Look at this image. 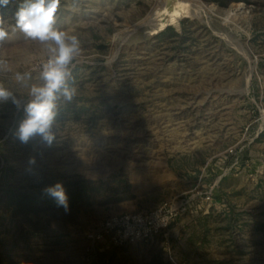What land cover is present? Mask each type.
Wrapping results in <instances>:
<instances>
[{"label": "rangeland", "instance_id": "obj_1", "mask_svg": "<svg viewBox=\"0 0 264 264\" xmlns=\"http://www.w3.org/2000/svg\"><path fill=\"white\" fill-rule=\"evenodd\" d=\"M166 1L60 0L55 27L80 51L51 146L17 137L48 44L16 26L24 0L0 7V86L21 101L0 102V264H264V0H180L205 9L152 34ZM58 182L68 210L12 198ZM172 204L147 242L87 237Z\"/></svg>", "mask_w": 264, "mask_h": 264}, {"label": "clouds", "instance_id": "obj_2", "mask_svg": "<svg viewBox=\"0 0 264 264\" xmlns=\"http://www.w3.org/2000/svg\"><path fill=\"white\" fill-rule=\"evenodd\" d=\"M9 3L10 0H0V7ZM59 7L60 0H24L15 13L16 26L27 38L48 44L50 53L40 73L42 85L31 88L32 99L23 105L25 118L19 125L17 137L24 144L38 136L51 146L55 141L53 126L57 116V101L62 96L66 102H71L76 95V89L70 85V66L80 51V41L77 36L55 27ZM7 36V31L0 27V42ZM10 99L17 107L21 106V101L10 90L0 86V102ZM45 192L56 200L58 206L68 210V197L61 183L47 187Z\"/></svg>", "mask_w": 264, "mask_h": 264}, {"label": "built area", "instance_id": "obj_3", "mask_svg": "<svg viewBox=\"0 0 264 264\" xmlns=\"http://www.w3.org/2000/svg\"><path fill=\"white\" fill-rule=\"evenodd\" d=\"M183 211L180 205H163L150 212L124 214L104 219L87 237L91 240L108 238L114 244L147 242L167 228Z\"/></svg>", "mask_w": 264, "mask_h": 264}, {"label": "bare ground", "instance_id": "obj_4", "mask_svg": "<svg viewBox=\"0 0 264 264\" xmlns=\"http://www.w3.org/2000/svg\"><path fill=\"white\" fill-rule=\"evenodd\" d=\"M166 5L162 9H156L152 13V20L155 21V28L152 34L160 31L168 22H176L183 15L194 13V6L199 9H205L202 4L193 2V7L188 3H183L180 0H167ZM195 4V5H194Z\"/></svg>", "mask_w": 264, "mask_h": 264}, {"label": "trees", "instance_id": "obj_5", "mask_svg": "<svg viewBox=\"0 0 264 264\" xmlns=\"http://www.w3.org/2000/svg\"><path fill=\"white\" fill-rule=\"evenodd\" d=\"M170 28H167L169 30ZM15 198L14 202L20 206V208L29 211L30 209L35 212L38 210V207L31 205H42L47 204V207L52 208L55 207V205H58L56 200H54L51 196H49L45 191L39 192L35 196L32 197H25L23 194L14 195L12 193V198ZM68 201H70V198H68Z\"/></svg>", "mask_w": 264, "mask_h": 264}, {"label": "water", "instance_id": "obj_6", "mask_svg": "<svg viewBox=\"0 0 264 264\" xmlns=\"http://www.w3.org/2000/svg\"><path fill=\"white\" fill-rule=\"evenodd\" d=\"M152 13H153V10L150 11L151 15H152ZM150 22H151V20H148V22H146V23L144 22V24L142 26L147 25L151 30H153L155 28V24H153V23L151 24ZM142 26H139V28Z\"/></svg>", "mask_w": 264, "mask_h": 264}]
</instances>
